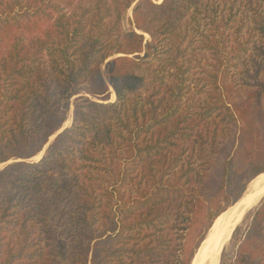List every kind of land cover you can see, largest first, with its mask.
Here are the masks:
<instances>
[{
    "label": "trees",
    "instance_id": "1",
    "mask_svg": "<svg viewBox=\"0 0 264 264\" xmlns=\"http://www.w3.org/2000/svg\"><path fill=\"white\" fill-rule=\"evenodd\" d=\"M8 162L0 264H191L264 172V0H0ZM232 264H264V198Z\"/></svg>",
    "mask_w": 264,
    "mask_h": 264
},
{
    "label": "rangeland",
    "instance_id": "2",
    "mask_svg": "<svg viewBox=\"0 0 264 264\" xmlns=\"http://www.w3.org/2000/svg\"><path fill=\"white\" fill-rule=\"evenodd\" d=\"M130 16H131V10H129L127 12V16H126V18L124 20V26L126 28H127L126 19H127V17H130ZM109 60H111V59H109ZM102 74L103 75L105 74L104 67H102ZM114 99H115V97L112 96L111 97V102H113ZM73 101L74 100L71 101V105L73 104ZM72 110H73V106L70 107V111H69L67 120L63 124V127H62V129L59 132H61L65 128H68V127L71 126V123H72V119H71ZM66 123H67V125H65ZM58 133H56L54 136H52L49 139L48 144L44 147V149L42 151V156L39 159L33 158L31 161L38 162L44 157L49 145L51 144V142L54 140L55 136ZM10 163L11 162H8V163L0 165V170H2L5 166H7ZM248 185H247L246 189L244 190V192L240 195V198L236 202H234L233 204H232V202L235 200L236 194L229 195V197H228L229 199H227V200H221L220 203L215 208H213V210L211 211V214H207L206 212L203 211V213H202V215L200 217V220H199V222H198L197 226L195 227V230H194V232L192 234L193 235L192 247L196 248L195 251H194L195 254H196L197 250L199 249L200 245L202 244L201 240H204L206 238L207 234L209 233V231H210V229H211V227H212V225L214 223V220L216 218V215L219 214L221 211L226 212L229 208H232L233 206H235V204H237V202L244 195L245 191L248 188ZM259 204L257 206H255L254 208H252L250 210H247L244 213L245 216L243 215V217H242V219L240 221V223H242L243 225L242 224L240 225V223H239L235 227V229L233 230L232 234L230 235L229 240L224 244V246H223V248H222V250H221V252H220V254L218 256V263L217 264H232V263H234V261L236 259L238 247H239L241 241L244 239V237H245V235H246V233H247V231H248V229L250 227V224H251V221H252V216H253L256 208L259 206ZM229 205H231V206H229ZM206 208H207V205L203 206L202 210H206ZM219 215H221V214H219ZM197 246H198V248H197ZM192 261H193V259H192ZM191 264H192V262H191Z\"/></svg>",
    "mask_w": 264,
    "mask_h": 264
},
{
    "label": "bare ground",
    "instance_id": "3",
    "mask_svg": "<svg viewBox=\"0 0 264 264\" xmlns=\"http://www.w3.org/2000/svg\"><path fill=\"white\" fill-rule=\"evenodd\" d=\"M67 123L65 125H67ZM41 156L42 153L37 155L35 159H39ZM249 184H251L249 192L244 195L235 206L229 208L214 220L210 231L208 230L209 233L203 242H201L202 244L194 255L192 264L218 263V256L224 244L229 240L233 230L240 223L244 213L254 207L255 202L264 195V172L253 179ZM251 187L254 188L251 189ZM251 191H256V193L251 195ZM254 197L255 199L258 197L257 200L254 201ZM241 224L242 223H240V225Z\"/></svg>",
    "mask_w": 264,
    "mask_h": 264
},
{
    "label": "water",
    "instance_id": "4",
    "mask_svg": "<svg viewBox=\"0 0 264 264\" xmlns=\"http://www.w3.org/2000/svg\"><path fill=\"white\" fill-rule=\"evenodd\" d=\"M108 61H110V60H108ZM108 61H106V63H107ZM250 183H251V182H250ZM250 186H251V184L248 185V188H247V190L245 191L244 195H246V194L249 192V190H250ZM252 188H254V187H251V189H252ZM255 193H256V191H251V195H254ZM244 195H243V196H244ZM243 196H242V197H243ZM257 198H258V197H257ZM257 198L255 199V197H254V198H253L254 201L257 200ZM263 198H264V195H263L262 197H260V199H259L257 202H255L254 207L257 206V205L261 202V200H262ZM254 207H252V208H254ZM252 208H251V209H252ZM249 210H250V209H249Z\"/></svg>",
    "mask_w": 264,
    "mask_h": 264
}]
</instances>
